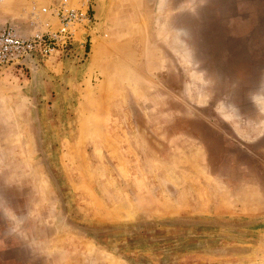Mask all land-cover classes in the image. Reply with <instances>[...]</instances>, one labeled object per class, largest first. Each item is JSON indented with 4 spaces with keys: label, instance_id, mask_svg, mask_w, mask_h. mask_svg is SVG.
<instances>
[{
    "label": "rangeland",
    "instance_id": "rangeland-1",
    "mask_svg": "<svg viewBox=\"0 0 264 264\" xmlns=\"http://www.w3.org/2000/svg\"><path fill=\"white\" fill-rule=\"evenodd\" d=\"M65 1L72 51L0 67V264H264V0Z\"/></svg>",
    "mask_w": 264,
    "mask_h": 264
},
{
    "label": "built area",
    "instance_id": "built-area-1",
    "mask_svg": "<svg viewBox=\"0 0 264 264\" xmlns=\"http://www.w3.org/2000/svg\"><path fill=\"white\" fill-rule=\"evenodd\" d=\"M87 1H83V6H87ZM29 14L33 18L31 24L38 20V16H48L54 19L55 26L46 23L43 30L25 36L11 22L1 25L0 67L31 70V66L37 63L65 57L72 51L76 35L87 33L93 24L88 7L73 8L68 6L65 0L39 9L32 6ZM83 43L85 42H80L81 45Z\"/></svg>",
    "mask_w": 264,
    "mask_h": 264
},
{
    "label": "bare ground",
    "instance_id": "bare-ground-1",
    "mask_svg": "<svg viewBox=\"0 0 264 264\" xmlns=\"http://www.w3.org/2000/svg\"><path fill=\"white\" fill-rule=\"evenodd\" d=\"M103 9H104V8H103V4H101V6H100V8H99V15H100V16L103 15V12H104Z\"/></svg>",
    "mask_w": 264,
    "mask_h": 264
},
{
    "label": "crops",
    "instance_id": "crops-1",
    "mask_svg": "<svg viewBox=\"0 0 264 264\" xmlns=\"http://www.w3.org/2000/svg\"><path fill=\"white\" fill-rule=\"evenodd\" d=\"M98 7H99V4H98ZM0 25H1V23H0ZM89 35H90V34H89ZM89 35H88V36H89ZM86 38H87V37H86ZM88 40L91 41V38H89Z\"/></svg>",
    "mask_w": 264,
    "mask_h": 264
},
{
    "label": "water",
    "instance_id": "water-1",
    "mask_svg": "<svg viewBox=\"0 0 264 264\" xmlns=\"http://www.w3.org/2000/svg\"><path fill=\"white\" fill-rule=\"evenodd\" d=\"M32 70H36V69L33 67Z\"/></svg>",
    "mask_w": 264,
    "mask_h": 264
}]
</instances>
